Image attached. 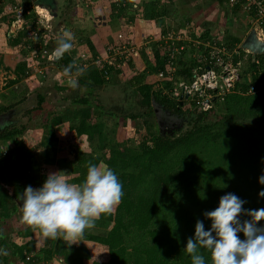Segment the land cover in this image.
Returning a JSON list of instances; mask_svg holds the SVG:
<instances>
[{
    "label": "rangeland",
    "instance_id": "1",
    "mask_svg": "<svg viewBox=\"0 0 264 264\" xmlns=\"http://www.w3.org/2000/svg\"><path fill=\"white\" fill-rule=\"evenodd\" d=\"M34 1L0 0V7L3 10L1 16L4 17L0 20V107L13 103L14 106L11 108L14 113L13 125L22 127L21 134L15 138L16 142L0 140V160L9 164V170L5 176L0 177V190L6 198V215H10L9 218L14 217L12 221L8 218L9 222H1L6 219H2L5 207H0V235H3V237L0 236V264H26L14 251V246L32 241L37 235L36 230L33 231V228L22 222L21 213L16 210L18 206L14 204L15 201L11 196L13 183L17 181L21 186L31 185L36 188L41 186L43 178L49 173L57 172L65 175L69 182L68 179L71 176L69 170L59 168V163L56 162L61 158L72 160L69 150L86 151L92 154H104L108 150L107 147L103 150L99 149L96 135L89 139L73 131H67L69 126L78 123L82 114H86L80 108L89 107L88 122L103 121V131L108 138L113 137L114 129L121 126L127 128L128 135H132L128 145L134 148L138 146L140 137L147 130L151 132L156 130V125L148 127L150 122L154 123L156 120L146 115L145 108L136 103L133 88L128 86L127 80L136 70L144 71V68H147V62L154 63V42L156 39H161V35H165L159 33L162 28H168L172 37L184 42L181 59L186 64L196 59L201 52L199 49L204 47L207 49V43L211 44L214 38L223 45H226L225 42L231 36L239 37L241 42L254 26L259 30L260 37L264 38V32L260 31L254 19L241 10L236 13L229 12V7L219 4L217 0H172L177 10L170 7L171 0H161L167 13L163 15L160 24H152V29L144 25L140 11H135L131 7L126 12L128 21L125 17L111 20V3L115 0H63V12L54 20L55 23L51 20L46 23L37 15L33 6ZM141 1L132 0L137 4ZM32 13L36 15L35 18ZM131 14L134 18L129 21ZM187 17L191 19L189 23L185 20ZM102 21H106L104 26L101 24ZM31 24L35 28L29 31ZM22 30H25L26 34L15 43L14 37ZM118 33L129 39L127 50L114 49L124 40V38L119 39ZM207 34L210 35L209 41ZM61 38L70 39L73 47L69 52L77 53V73L65 74L57 66L48 62L49 54ZM86 39L92 42L93 53L97 55V59L100 61L108 59L111 63H115L118 69L122 68L120 72L110 71V74H106L104 83L94 86L92 90L81 86L79 88L77 85V75L90 58V52L87 49L79 51L77 48L78 45H85ZM238 46L232 48H238ZM108 50L112 52L109 53ZM164 50L160 46V53ZM261 55L263 57L258 58V64H261V61L264 64V53ZM236 56L234 61L240 73V82L249 86L247 85L245 90L237 87L233 91L242 96L252 95L259 87L264 86V77L260 80L261 85L258 84L256 88L250 90L253 72L250 67L252 54L243 51ZM19 65L23 66L26 75L16 73L15 69ZM146 71L143 72L145 82H160L166 76L161 77L158 72L150 74L147 69ZM13 79H16V82L10 83ZM180 83L186 85L190 82L182 79L178 84L173 83L172 91L167 92L166 89L164 91L172 97L181 93L185 94L186 90L180 91ZM57 86L66 88L58 89ZM229 91L232 93L230 89ZM37 92L49 98V101H45L41 107H37L35 96ZM79 96H85L92 104L86 106L73 103L72 101ZM197 98L194 92L182 98L180 105L183 113L179 115V119H173L177 126L174 133L192 129L193 122L189 120L188 112L194 113L205 109ZM177 99L180 100L179 97ZM219 99L222 98L219 97ZM219 101L221 102L207 106V108L212 107L216 113L209 114L206 120L197 123L198 125L207 124L211 126L212 131H215L223 128L221 124L225 120L222 116L228 114L235 118H233L234 121H227L225 128L233 130L217 140L209 139L208 142H204L202 139L186 151L184 149L179 159L180 167L177 169L181 168L180 173L185 172L191 176L197 188H205L208 185L221 186L245 200L246 203L242 205L244 209H260L262 204H260L258 192L264 188V185L258 183V177L264 169V159H262L264 158V141L257 146H252L248 136L244 135L247 127L251 129L259 126V121L262 120L260 108L249 109V104L244 103L243 107L239 105L237 110L226 112L223 100ZM241 113H245V117H239ZM57 115L61 117V123L54 126L51 119ZM129 115H134L135 119H130ZM218 120L220 122L216 124ZM235 120L239 123L236 126ZM50 132L54 133L57 140L43 145V141L50 137ZM54 148L55 154H53ZM18 153L23 157L24 164L17 162ZM51 157L54 158L52 163L45 160ZM98 165L105 164L101 162ZM14 170H17L18 174ZM105 226V223L96 219L94 227L86 229L84 235L77 237L75 241L66 240L61 236L55 239L50 238L46 246L52 249H58L60 246L66 249L72 246V250L69 249L71 256L77 252H85V248L79 246L80 240L89 234H104ZM23 230H27L25 232L27 236L34 234L33 239L24 240L22 238L24 235L21 234ZM27 255L31 257L38 255L42 264H65L61 256L53 255L46 258L44 254L36 250H32ZM133 257L135 255L131 254L130 258Z\"/></svg>",
    "mask_w": 264,
    "mask_h": 264
},
{
    "label": "trees",
    "instance_id": "2",
    "mask_svg": "<svg viewBox=\"0 0 264 264\" xmlns=\"http://www.w3.org/2000/svg\"><path fill=\"white\" fill-rule=\"evenodd\" d=\"M217 2L223 6H228V10L231 13L240 11V6L229 3V0H217ZM169 5L174 10L178 9L177 6H174L172 0ZM129 7L134 8L135 11H140L144 25L150 26L151 29L152 24H160L163 15L167 13L161 0H142L139 4L132 2V0H115L111 3L112 14H110V19L125 17L126 21H128L126 12ZM133 14L130 15L129 21L134 18ZM32 15L34 18L36 17L34 13ZM185 20L187 23L191 21L190 17ZM32 28H35L33 24L29 26V31ZM168 30V28H162L159 33L168 35L170 34ZM25 34V30L18 32L17 36L14 37L15 43L18 42L17 39L22 38ZM154 34H156L155 31ZM206 37L210 39V35L207 34ZM239 42V37L231 36L225 44L228 47H233L238 46ZM162 44L164 43L161 40L154 42V63L147 62V68H144V71L136 70L127 80L128 86L130 85L133 88L136 103L143 106L146 115H150L152 119H155L152 102L160 104L171 113H178V115L183 113L181 102L177 99L179 95H177L178 97H172L167 92L172 91L174 88L173 83L178 84L182 79L191 82L192 68L198 64L197 59H195L197 61L190 60L186 64L179 57L175 61L176 69L172 70L166 63L167 55H165V52L160 53ZM93 47L90 39H86L85 45L77 46L79 51H83L85 48L90 52L89 61L77 75L78 87H85L88 90H92L96 85L103 84L105 75L110 74V71L116 73L122 69H118L115 63L108 64L103 62L100 65L97 61V55L93 53ZM238 50L239 53L243 52L240 49ZM262 57L261 54H252L250 59V67L253 71L251 77L253 88H256L258 84L261 85L260 80L264 77V64L262 61L261 64L254 62V59ZM76 59L77 53L74 54L67 51L59 60L55 62L49 60L48 62L57 66L65 74H73L78 71ZM69 66L71 68L66 72L65 69L69 68ZM146 69L150 74L163 71L166 76L160 82H145L143 72ZM15 70L17 71L16 73L27 74L23 66L19 65ZM15 82L16 79L10 81V83ZM247 85L240 81L236 82L233 88L230 89L232 93L229 91L227 94L222 95V99H219V97L213 98L211 104L214 105L221 102L219 100H223L226 112L237 110L240 107L239 105L243 107L244 103L249 104V109L260 108L262 120L259 121V126L251 129L247 127V131L244 134L248 136L252 146H257L264 141V86L259 87L252 95L247 96L238 95L233 91L237 87L245 90ZM56 88L63 89L66 87L57 86ZM35 96L37 98V107H41L45 101H49V98L41 92H37ZM72 102L86 106L92 104L85 96H79ZM13 106V103L1 106L0 112L7 111ZM88 108H80L86 114H82L78 119V123L69 126L67 131H73L77 135H84L89 139L96 135L99 149L103 150L107 147L108 150L104 154L69 150V153L72 154V160L61 158L56 162L59 163V168L63 167L62 169L69 170L68 172L71 174L68 179L69 183L76 185H79L84 180L89 163L98 165L103 162L117 174L123 186V196L110 214H102L98 218L106 224L104 234H89L86 238H82L79 246L85 248V252H77L71 256L69 247L66 249L63 246L58 249L44 247V242L48 238L42 237L39 230L33 228L37 231V237L23 245H15L14 251L26 264H35L37 262L38 258L35 259V257L27 255L32 250L41 251L46 258L51 257L53 253H57L62 256L65 264H191L190 256L185 252L184 248L187 239L194 235L196 221L198 219L203 220L207 230L211 222L205 219L203 213L215 209L222 195L233 192L221 186L213 185L197 188L191 176L185 172L180 173L181 168L177 169L180 167L179 159L183 155L182 151L184 152V149L186 151L196 142H200L202 139L204 142H208L209 139L217 140L227 135L226 133L233 129L225 128V125L229 121H234L233 118L235 117L228 114L223 115L222 119L225 120L221 124L223 128L212 131L211 126L207 124L198 125L199 122L206 120L209 114L216 113L212 107H206L204 110L194 112L195 114L188 112L189 120L193 122L192 129L185 130L182 133H174L175 130L173 132H160L156 121L154 123L150 122L148 127L156 125V130L153 132L147 130L140 137L138 146L134 148L128 145L132 135H128L129 131L127 128L121 126L114 129L113 137L108 138L103 131V121L88 122ZM244 115L246 114L241 113L239 117H245ZM129 118L135 119L134 115H129ZM51 120L54 126L61 123L59 115L53 116ZM219 122L218 120L216 124H219ZM234 124L236 126L239 123L235 120ZM21 132L22 127L18 128L15 125L6 127L0 130V140H13L16 142L15 138ZM49 134L50 137L43 141V145L57 140L54 133L50 132ZM53 151V154H55V148ZM22 158L20 153L16 155L17 162L24 164L25 161ZM45 160L52 163L54 158H45ZM8 168L9 164L0 160V177L5 176V173L9 170ZM14 171L16 172L17 170ZM16 173L18 174V171ZM45 179L46 177L43 178V181ZM25 187L15 181L13 183L15 196L22 193ZM5 199L4 193L0 190V207H5L2 219L10 217V215H6L7 206L5 205L7 204ZM259 201L262 204L261 208H264V197H259ZM13 218L9 219L12 221ZM240 218L241 220L249 219L245 214H241ZM257 224H264V220L257 222ZM238 235L243 239L242 233H238ZM0 236L3 237V235ZM131 254H134L135 257L130 258ZM202 254L205 257L206 264H211L210 254L206 250H202Z\"/></svg>",
    "mask_w": 264,
    "mask_h": 264
},
{
    "label": "clouds",
    "instance_id": "3",
    "mask_svg": "<svg viewBox=\"0 0 264 264\" xmlns=\"http://www.w3.org/2000/svg\"><path fill=\"white\" fill-rule=\"evenodd\" d=\"M72 47L70 39L61 38L52 57L59 60ZM258 183L264 185V169ZM122 187L117 174L106 165L89 163L79 185L69 183L61 172L49 173L41 186L28 185L20 193L21 220L38 229L44 238L62 236L75 241L94 227L102 214L113 211L123 196ZM258 196L264 197V188ZM245 203L229 192L219 198L215 209L203 213L210 227L206 230L204 221L198 219L194 235L184 248L191 264H206L202 250L210 254L211 264H264V224H257L264 220V208L244 209ZM241 214L249 219L241 220ZM238 233L243 234V239Z\"/></svg>",
    "mask_w": 264,
    "mask_h": 264
},
{
    "label": "built area",
    "instance_id": "4",
    "mask_svg": "<svg viewBox=\"0 0 264 264\" xmlns=\"http://www.w3.org/2000/svg\"><path fill=\"white\" fill-rule=\"evenodd\" d=\"M229 3L238 4L240 10L254 19L260 31L264 32V0H229ZM172 36V34H168L167 36L161 35V39H156V41H163L162 47L165 49V55H167L166 63L174 70L176 69L175 61L179 57H182L184 42ZM118 37L119 39L124 38V40L121 41L122 43H118L114 49L116 51L122 48L127 50L126 46L129 43V39L123 37L120 33H118ZM206 46L208 47L207 49L205 47L204 49H199L201 52L196 57L198 64L191 71L192 81L186 85L184 83L179 84L180 91L186 90L187 95L194 92L195 96L198 97L197 101H201V105L204 106L203 108L210 105L213 98H222V95L233 88L235 82L241 80L239 78L240 73L235 67L236 62L234 61L237 57L236 55L239 54V46L238 48L228 47L217 42L215 39L212 40L211 44L207 43ZM108 52L112 51L108 50ZM44 53H46L45 50ZM97 61L100 65L103 62L111 63L108 59H103V61L97 59ZM254 62L258 63V58L254 59ZM158 73L161 77L164 75L163 71H159ZM252 88L251 84L250 90Z\"/></svg>",
    "mask_w": 264,
    "mask_h": 264
},
{
    "label": "water",
    "instance_id": "5",
    "mask_svg": "<svg viewBox=\"0 0 264 264\" xmlns=\"http://www.w3.org/2000/svg\"><path fill=\"white\" fill-rule=\"evenodd\" d=\"M33 6L37 15L44 19L46 23H48L52 17L57 16L56 11H54L53 15L49 13L50 5L45 0H35L33 2ZM239 49L244 52L256 55L264 53V38L260 37L257 27L254 26L248 31L243 40L240 42ZM52 53L49 54L48 60H50L51 62H55L57 60L52 57ZM186 96V93H181L179 95L180 102L182 98ZM152 107L159 131L169 132V130L174 127V125H172L173 119L175 118L174 115L156 102H152ZM12 114V110L0 113V130L11 126ZM16 201L20 205L19 198L16 199Z\"/></svg>",
    "mask_w": 264,
    "mask_h": 264
},
{
    "label": "flooded vegetation",
    "instance_id": "6",
    "mask_svg": "<svg viewBox=\"0 0 264 264\" xmlns=\"http://www.w3.org/2000/svg\"><path fill=\"white\" fill-rule=\"evenodd\" d=\"M49 5H50V7H49V13L51 14V15H53V13H54V11H56L57 12V16H54V17H52L51 18V22L52 23H55L54 22V20L55 19H57V18H59L60 17V15H61V13L63 12V9H64V1L63 0H45ZM55 49V48H54ZM171 113V112H170ZM171 114H173L174 115V117L175 118H179L180 116L178 115V113H171ZM13 117V116H12ZM12 119V118H11ZM172 125H174V127L173 128H171L170 130H169V132H173L175 129H177V128H175V127H177L175 124H174V122H172ZM19 195H20V193L17 195V196H15V194H14V190L12 189V191H11V196H12V198L14 199V201H15V205L16 206H18V211H20V205H19V203H17V201H16V199H18L19 198ZM21 213V212H20Z\"/></svg>",
    "mask_w": 264,
    "mask_h": 264
},
{
    "label": "crops",
    "instance_id": "7",
    "mask_svg": "<svg viewBox=\"0 0 264 264\" xmlns=\"http://www.w3.org/2000/svg\"><path fill=\"white\" fill-rule=\"evenodd\" d=\"M0 8H1V7H0ZM1 15H3V10H2V8H1V12H0V17H2V18H1L0 20H2V19L4 18V17L1 16ZM105 22H106V21H102L101 24L104 26V25L106 24ZM9 110H11V109H9ZM9 110H7V111H9ZM4 112H6V111H4ZM0 113H3V112H0ZM11 116H14V113H13ZM13 122H14V120H13V117H12L11 126L13 125ZM12 189H13V188H12ZM7 220H8V219H6V220H2V221L0 220V221H1V222H4V223H5V222H9V221H7ZM30 227H31V226H30ZM31 228H33V227H31ZM32 230L35 231V229H32ZM26 231H27V230H26ZM26 231H25V230L22 231L21 234L24 235L22 238H23L24 240H26V241H27L28 239H30V238L33 239L34 234H32V235H30V236H27V235H25V232H26ZM36 232H37V231H36ZM36 237H37V235H36ZM34 238H35V237H34ZM49 239H50V238H48V239L44 242V247H46V248H49V247L46 246V242H47ZM67 246H68V245H67ZM76 246H77V245H76ZM68 247H69L70 249L73 248L72 246H68ZM49 249H52V248H49ZM37 253H38V252H37ZM39 253H41V251H40ZM42 254H43V253H42ZM53 255L61 256V255H59V254H57V253H53ZM53 255H52V256H53ZM61 257H62V256H61ZM36 258H38V259H37V262H36L35 264H42V262L39 261V257H38V256H37V257L35 256V259H36Z\"/></svg>",
    "mask_w": 264,
    "mask_h": 264
}]
</instances>
